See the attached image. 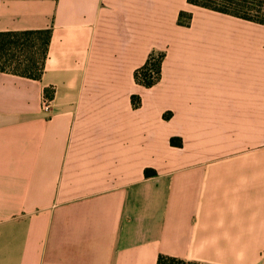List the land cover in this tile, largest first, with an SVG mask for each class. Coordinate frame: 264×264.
Listing matches in <instances>:
<instances>
[{
	"label": "crops",
	"instance_id": "obj_1",
	"mask_svg": "<svg viewBox=\"0 0 264 264\" xmlns=\"http://www.w3.org/2000/svg\"><path fill=\"white\" fill-rule=\"evenodd\" d=\"M29 31L50 32L39 79L0 72V264H264V26L187 0H0V33Z\"/></svg>",
	"mask_w": 264,
	"mask_h": 264
},
{
	"label": "trees",
	"instance_id": "obj_2",
	"mask_svg": "<svg viewBox=\"0 0 264 264\" xmlns=\"http://www.w3.org/2000/svg\"><path fill=\"white\" fill-rule=\"evenodd\" d=\"M215 1H220L221 6L215 4ZM187 3L264 26V0H206L205 2L187 0ZM189 20V15L180 13L178 21L180 25H187ZM49 41V31L0 33V72L39 79ZM160 63L161 55H151L135 72L136 83L146 89L155 85L161 74ZM178 142L179 140L175 139L170 141L174 146H177ZM151 174L153 172H145V176ZM156 264L200 263L159 255Z\"/></svg>",
	"mask_w": 264,
	"mask_h": 264
},
{
	"label": "rangeland",
	"instance_id": "obj_3",
	"mask_svg": "<svg viewBox=\"0 0 264 264\" xmlns=\"http://www.w3.org/2000/svg\"><path fill=\"white\" fill-rule=\"evenodd\" d=\"M206 0H200V2H205ZM215 4H217V5H219V6H221V2L220 1H215ZM194 6V5H193ZM196 7H198V6H196ZM199 8H202V7H199ZM203 9H205V8H203ZM206 10H209V9H206ZM211 11V10H210ZM189 22V21H188ZM143 88V87H142ZM145 89V88H144Z\"/></svg>",
	"mask_w": 264,
	"mask_h": 264
},
{
	"label": "built area",
	"instance_id": "obj_4",
	"mask_svg": "<svg viewBox=\"0 0 264 264\" xmlns=\"http://www.w3.org/2000/svg\"><path fill=\"white\" fill-rule=\"evenodd\" d=\"M49 105H50L49 102H47V101L43 102V107L44 108H46V109L49 108Z\"/></svg>",
	"mask_w": 264,
	"mask_h": 264
}]
</instances>
